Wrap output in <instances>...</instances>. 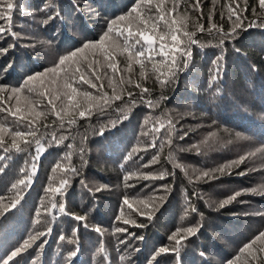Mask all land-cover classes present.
Returning a JSON list of instances; mask_svg holds the SVG:
<instances>
[{
    "label": "trees",
    "instance_id": "1",
    "mask_svg": "<svg viewBox=\"0 0 264 264\" xmlns=\"http://www.w3.org/2000/svg\"><path fill=\"white\" fill-rule=\"evenodd\" d=\"M240 2V12L244 17L242 27L221 44L217 29L222 27L224 32H230L235 21V16L232 20L228 18L230 12L227 4L231 0H216V3L200 0L198 9L192 8L194 0H180L177 10L182 14L188 29L195 31L189 21L195 19L203 25L205 31L196 30L197 43L190 46L187 68L182 67L183 59L177 53V63L181 68L175 71V75L171 76L170 82L164 87L156 79L158 73L153 71L151 64L146 67V80L140 76L139 66L133 63V84H119L121 75L125 81L128 79L127 54L120 55V50L115 49L113 55L119 61L120 72L115 74L107 69L108 62L105 61L102 80L94 81L97 84L103 83V89L98 91L82 83L74 86L98 95L107 92L108 97L112 96V89L115 88L122 99L111 100L104 111L93 112L92 109V113L84 118L71 110L65 121L74 119L80 123L79 139L77 132L72 139L63 131L66 138L58 144L52 142L47 134L55 131L58 136L60 127L57 121L54 128L44 129L42 123L52 125V121L56 120L54 115H48L46 121L41 118V124H37L40 133L45 134V139L41 141L43 148L39 153L34 143L19 153L14 149L6 152L0 148V165H6L0 173L2 186L8 185L10 190L19 179L27 180L26 187L20 186V202L15 208H9L0 219V264L25 238V223L37 225L42 218L45 221L42 231L46 233L50 227L51 232L44 235L35 247L9 261V264H26L34 250L38 254L35 259L37 264H68L69 252L76 249L78 254L71 259L70 264H109L114 260L116 248L113 239L112 242L109 239L119 226L127 231L120 232L123 243L120 241L117 246L130 240L125 249L132 251L134 264H147L149 261L150 264L153 261L155 264H218V260L226 259L228 253L237 251L234 256L237 255L239 249L247 243L246 233L251 228L243 219L255 218L251 206L259 196L244 191L256 188L253 181L247 180L250 174L248 164L245 161L238 167L233 166L223 175L214 173L217 179L197 180L196 177L203 172L212 175L213 169L249 153L250 143L256 140L264 143V137L260 138L261 134L264 135V10L259 8L258 0H248L247 11H244L243 0ZM136 3L137 0H19L17 11L15 9L12 16V31L19 38L14 40L10 34L0 38V50L8 49L6 53L0 52V85L7 89L0 93V98L4 99L0 108L10 106L14 111L19 106L21 114L27 115V96L39 102L40 108L37 111L50 113L46 98L32 96L26 89L19 94H12L10 89L21 87L29 75L54 67L61 56L80 48L85 42L99 40L107 30L108 23L128 13ZM165 7H172L171 0ZM253 8L256 9L255 14ZM179 13L173 18H178ZM49 15L57 18L45 24L44 20ZM209 16L212 17L211 21ZM252 21H256V24L249 27ZM124 23L114 26V32ZM213 24L217 28L209 33L208 29ZM35 38H39L40 42L36 43ZM46 44L55 49L54 58L50 56L51 50H46ZM83 55L88 57L89 62L92 61V50H86ZM100 58L103 59L102 56ZM157 68L165 73L160 79L169 77L166 65H157ZM217 68L220 70L219 75L213 81ZM42 79L45 80V87L68 91L62 88L63 74L58 77L47 72ZM53 81L56 83L53 84ZM137 82L151 90L144 94L143 99L140 97L141 89L134 87ZM29 87L43 91L38 82H33ZM128 91L134 95L129 97ZM10 95L13 98L8 100ZM62 99L67 103L66 97ZM78 99L83 102L82 96ZM149 100L158 102L159 107L153 103L149 106ZM56 104L59 110L61 104L59 101ZM173 107L178 108L181 114L185 110H195L193 117L196 119L207 118L208 131H200L199 122L192 123L190 116L174 114V117H170ZM15 119L8 112L0 111V123L6 127L17 130L19 126L14 124ZM168 120L175 125L171 145L166 143ZM158 121H162L165 127L157 133L152 129L153 125L160 127ZM145 132L149 134L143 135ZM185 133L187 136L181 140L180 137ZM211 133L216 136L210 138ZM153 137H159L156 147L149 146ZM206 139L207 144L204 143ZM5 140V147H9L10 133H5ZM211 147L212 152L209 153ZM220 148L224 150L219 151ZM169 152H172L174 161L169 160ZM130 153L132 158L126 159ZM210 155L213 160H207ZM36 156L38 159L33 160ZM153 156H158L159 162L143 167ZM33 163L36 164L35 170L32 168ZM57 164H61L62 168L53 172ZM69 167L77 171L63 170ZM21 169L31 173V176H25ZM238 169H241L240 172L234 173ZM229 171L234 174L232 177ZM133 172L152 175L164 172L167 175L163 179H151L150 183L143 185L146 180L137 177L124 180L126 175ZM241 172L245 174L241 175ZM61 179L67 180L62 187ZM150 187H157L162 192L156 195L158 197H153L155 192L151 190L149 196H146L144 191ZM49 188L53 191H46ZM56 188H60L59 193L54 191ZM237 191H241L242 195L224 207L219 206ZM125 198L133 208L123 203ZM153 198H158L155 204L151 202ZM51 202L62 203L67 214L55 209L51 215L44 213L41 205L50 208ZM28 205L32 210L31 215L27 213ZM192 207H195V212L191 211ZM133 209H139L145 215ZM38 211L41 212L39 217ZM76 216H84L86 219L77 221L74 218ZM118 216L120 220H117ZM124 220L129 223H122ZM97 226L102 229V233L93 230ZM188 227L198 230L195 235L182 241L178 254L170 251L156 256L161 247L173 248L175 242L169 240V236L176 229ZM240 228H244L243 238L239 235ZM74 230H77L75 236ZM32 235L27 233L26 238ZM61 236L66 239L61 240ZM68 238L74 239L75 243L69 244ZM101 246L106 250L103 255L98 252ZM154 256L156 260H153Z\"/></svg>",
    "mask_w": 264,
    "mask_h": 264
},
{
    "label": "snow or ice",
    "instance_id": "2",
    "mask_svg": "<svg viewBox=\"0 0 264 264\" xmlns=\"http://www.w3.org/2000/svg\"><path fill=\"white\" fill-rule=\"evenodd\" d=\"M213 3H216V0H212ZM19 0H0V38H3L6 34H10L13 39H18L19 36L16 32L12 31V16L13 11L17 9V5ZM169 3V0H137V3L131 8V10L114 20H111L108 23L107 30L100 36L99 40L96 41H87L80 48H76L75 50L69 52L67 55H63L59 58L58 63L50 68L46 69L45 72L35 73L29 75L24 84L21 87L11 88L10 92L12 94H19L25 89L32 96H41L46 98L47 105L50 106V113H46L44 111H37L36 109L40 108V104L36 100H31L27 96L25 99L28 101L29 108L28 114H21V108L17 106L13 111L12 108L4 107L0 108L2 112H8L11 116L15 117L14 124L18 125L19 128L17 130H13L12 128H8L4 123H0V148H4V151L15 150L16 152L26 151L29 146L33 143L36 145V151L39 153L43 148L42 140L45 139V134L40 133L37 124H41V118L44 121L47 120L48 115H54L56 120L52 121V125L44 122L41 126L44 129H49L50 127H55L57 121H59V127L63 128L65 123L71 125L75 123L74 119H70L65 121V117L70 114L71 110H75L79 117L84 118L86 115H90L92 113L93 108H99L100 111L105 110V106L108 105L109 99L112 100H120L122 99V95L116 94V89H112V96L108 97V93L104 92L99 97L94 96L89 91H82L80 88L75 87L74 85L77 83H82L88 85L89 88L103 89L104 84H97L94 81H101L102 76L101 72L105 67L104 62L107 61L106 68L110 69L113 73L119 74L120 70L118 68L119 61L115 59L113 52L115 49L120 50V55L127 54L126 56V71L129 74L127 81L124 80L121 75L119 78V84H129L132 85V72H133V63L139 66L140 68V76L143 79H147L146 67L148 64L152 65L153 71L157 72L156 79L160 83L161 87H164L166 84L170 82L171 76L175 75V71L181 68V65L177 63V53L183 59V68H187L188 66V58L191 55L190 46L195 45L197 43L196 31H190L188 29V25L183 22L181 19L179 24L178 20L175 18H171L172 13L176 11L180 0H171L172 7H165ZM247 3L248 0H243L244 11H247ZM200 6V0H194L192 5L193 9H198ZM258 6L261 10H264V0H258ZM230 15L229 20H232V17L235 16V21L233 23V27L230 32H224L222 27L217 29V34L220 36V43L223 44L224 40L227 38H231L235 35L236 29L242 27L243 19L240 8L241 2L240 0H231V3L227 4ZM252 12L255 14L256 9L253 8ZM58 15V14H57ZM56 16L49 15L44 23L47 24L50 20L56 19ZM202 18V14L201 17ZM198 18V19H200ZM212 17L209 16V20L211 21ZM121 22H126L122 27L117 28L114 32V26L120 24ZM256 24V21H252L248 26L251 27ZM194 27L200 31L204 32L205 29L202 24H194ZM213 28H217L216 25H212L210 29H208L209 33H211ZM107 45V47H106ZM15 45H11L10 47H14ZM86 50H92L93 59L91 62L88 61V57L83 55ZM8 49H2L0 52L6 53ZM99 54V55H98ZM102 56L103 59L100 57ZM157 57L160 59L157 60ZM67 65V67H65ZM157 65H166L169 71V77L167 79H160L161 76L165 75L164 72L159 71ZM71 69V71H69ZM219 68L216 70V76L212 77V80L215 81L217 76L219 75ZM47 72H51L56 74L58 77L63 74L64 80L62 84L63 89H67L68 91H58L55 88L45 87V80L42 79L45 77ZM104 75H107V72H104ZM110 83L112 77L109 78ZM33 82H39L40 88L43 91H39L34 89L33 87H29ZM53 84L56 82L53 81ZM211 86V85H210ZM134 87L140 88L141 99L144 98L145 93H149L151 90L147 87H142L140 83H135ZM7 91L4 85H0V93H4ZM51 93V94H50ZM129 97H132L134 94L131 91L127 92ZM83 97V102L78 99V97ZM62 97H66L67 103ZM13 96H9L8 100H11ZM18 100L19 97L16 96ZM99 100L102 103H96ZM56 101H59L61 107L59 110L57 109ZM4 103V99L0 98V104ZM134 103V101H133ZM152 101L149 100V106H152ZM158 104V102H157ZM160 123V127L157 128L153 125L152 131L159 132L161 128H164L165 125L162 121H158ZM168 124V136L166 138V143L168 145L172 144V134L175 130V125L171 120L167 121ZM115 126V123H113ZM23 128L25 130H20ZM5 133H10L11 136V144L9 147H5L7 141L5 140ZM100 134H103V129H101ZM149 133L145 132L143 135L147 136ZM51 141L54 143H59L61 140L66 137H58L55 131H52L47 134ZM239 133L237 136L239 137ZM187 136V133L184 136H181L180 139H184ZM216 136L215 133L210 134V138H214ZM159 137H153L152 143L149 145L150 147H156V140ZM205 144L208 143L206 139L204 141ZM22 145L24 147H22ZM146 150V149H145ZM83 152V149H80ZM135 151V150H134ZM264 152V148L255 149L252 152L246 153L245 155L240 156L236 160L229 161L228 163L220 166L217 169L212 170V175L209 172H203L200 176H197L196 179L202 178H210L217 179L218 177L214 173H220L223 175L226 170H230L233 166H239L243 164L249 157H255L258 153ZM132 154L130 153L126 159H131ZM38 156L33 157V160H37ZM142 159V157H141ZM174 156L172 152H169V160L174 161ZM158 156H153L152 160L143 165V167H150L152 164L158 163ZM179 167V165H177ZM6 165H0V173L5 170ZM33 170L36 168V164H32ZM62 165L57 164L53 169L55 172L57 169H61ZM64 171H72L76 172L77 169L74 167L63 168ZM259 170V169H253ZM21 172L30 177L31 173H28L25 169H21ZM229 174L230 171H229ZM244 175V172L240 173ZM167 175V173H160L158 176L152 174H145L136 172L129 173L124 177L125 181L132 179L133 177H137L139 179H163ZM191 182V181H190ZM67 183V180L61 179L60 185L61 187ZM20 186H27L26 179H19L16 183L12 185V189L16 190L20 188ZM163 187V186H162ZM99 191V189H97ZM46 191H53V189L49 188ZM55 192L59 193L60 188L54 189ZM245 192H250L252 194H260L264 195V185H261L259 188L246 189ZM242 195L241 191L235 192L229 198L223 200L220 203V207H224L225 205L231 203L237 197ZM163 199L162 197L160 198ZM20 202V192H16V198L11 200L9 205H5L3 208H0V216H4L9 208H15L16 205ZM123 203L127 205L130 209L133 208V205L129 203L127 198L124 199ZM44 210V213L51 215L52 210L55 209L58 212L66 213L65 206L61 204H57L56 202H51V207H47L45 205H41ZM134 211L140 212L139 209H133ZM155 210V209H153ZM191 211L195 212V207H192ZM41 212H37V216L39 217ZM140 215H145L144 212H140ZM77 221H84L86 217L84 216H76L74 217ZM121 217L118 216L117 220H120ZM149 219H151V215H149ZM39 223V220L37 221ZM123 223L128 224V220H124ZM135 224V221H132ZM98 233H102V229L100 227H95L93 229ZM197 228L188 227V228H178L174 231L170 236L169 240L174 241L175 244L173 248L161 247L156 252V256H159L162 253H168L170 251L176 252L178 254V247L181 245L182 241L188 239L190 235H195ZM73 231V236H75V232ZM126 229L116 228L115 232H125ZM51 232V228L47 229V232H38L36 235L31 236L29 240H25L23 244L16 247L15 250L11 252L10 255L7 256L6 259L3 260V264H9V261H12L13 258L18 257L22 252L26 251L28 248L32 246V243L35 242L39 236L47 235ZM61 240H65L64 236L60 237ZM139 239H143V237H139ZM67 242L69 244H74L75 240L72 238H68ZM123 243V241H121ZM105 249L101 246L98 249L99 254L103 255L105 253ZM78 254V249L70 251L67 257V260L70 264L71 259ZM241 255H246L248 260L251 261V264H264V231H260L257 235L254 236L249 242L245 243L238 251L237 255L233 257L232 260L228 261V264H239L241 259ZM155 256L153 257V260Z\"/></svg>",
    "mask_w": 264,
    "mask_h": 264
},
{
    "label": "rangeland",
    "instance_id": "3",
    "mask_svg": "<svg viewBox=\"0 0 264 264\" xmlns=\"http://www.w3.org/2000/svg\"><path fill=\"white\" fill-rule=\"evenodd\" d=\"M17 8H18V5H17ZM16 11H17V9H16ZM177 13H179V10H177V8H176V11L172 13L171 18H173ZM21 14L24 15L23 13H21ZM179 14L180 15L178 16V18H175V19L178 20V24H179L180 19H182V14L181 13H179ZM25 17H26V15H25ZM185 18L187 19V17H185ZM189 21H190V24H192V25L198 24L197 21H195V19H193L192 21L191 20H189ZM194 30L196 31L197 29L194 27ZM34 41H36V43H39L40 42L39 41V38H35ZM52 47L53 46H47V44L45 45V48H46L47 51L49 49L51 50V51H49V52H51L50 53V56L54 58V55H56V53H55L56 51ZM92 94L94 96H97V97L100 96L98 94H94L93 92H92ZM116 94H120V93H116ZM111 100L112 99H110L109 102ZM96 103H102V102L99 101V100H97ZM153 104L155 105V107H159V105H160V104H157V102H154ZM93 110H94L93 112H95V111H98L100 109L99 108H93ZM170 111H171L170 117H174V114L175 115H185V116L187 115V116H190V119L193 120L192 123L199 122L198 127H199V129H201L200 131H203V130H204V132L205 131H208L209 124L206 123L208 121V119L207 118H204V117L203 118H198V119L194 118L193 116H195V110H193V111L185 110L186 112H184L183 114H181V112H180V110H178V108L173 107L172 110H170ZM168 115H169V113H168ZM79 124L80 123L79 122H76V121H75V123H73L71 125H68L67 123H65V126L63 128L60 127V130L58 129V132H59L58 137H61V136L65 137L63 131H66L67 132V137L74 139L73 138V135L77 132V134H78L77 138L79 139L80 138L79 137L80 134H79L78 130L81 129L79 127ZM196 134L198 135L199 133H196ZM262 137H264V135L261 134V137L260 138H262ZM252 139H254V137H252ZM249 146H250L249 147V152H252V151H254L255 149H258V148H264V143L261 144V142H259L258 140H256L255 143H253V144L250 143ZM211 149H212V147L209 149L210 150L209 153L212 152ZM223 150H224L223 148H220L219 151H223ZM214 151H216V150H213V152ZM219 151H216V152H219ZM198 153H200V152H198ZM208 159L209 160H213V158H212L211 155L208 156L207 160ZM181 160H183V159L181 158ZM246 163L248 164L247 167H248L249 173H250L249 176H248V178H247V180H249L251 182L253 181L255 183V185H256V188H259L261 185H264V152L258 153L255 157H251L250 156L249 159L246 160ZM241 169H238L234 173L240 172ZM253 169H259V170H253ZM154 175L155 176H158L157 174H154ZM233 175L234 174H231L230 176L232 177ZM142 180H145V179H142ZM150 182H151V179L150 180H146L143 185H145L147 183H150ZM8 187H9L8 185L2 186V183L0 182V208H3L5 205H7L8 203H10L11 200L15 199L16 198V192L17 191H20V188H18L16 190H14V189L8 190ZM156 188L157 187H155V188L150 187V188L145 189V191H144L145 195L146 196H149V194L152 192L151 190H153L155 192V196H153V197H158L156 195H159L160 194L159 192H162V191L161 190H157ZM123 191L124 190H122V192ZM257 195H259L258 198H255L254 199L256 202L253 204V206H251V209L254 212V215H255L254 217L255 218L252 219V218L246 217L245 219H243V220H245L247 226H250L251 227V228H249V231H247V233H246V237L248 236L246 242H249L251 239H253L254 236L257 235L260 231H264V195H260V194H257ZM157 201H158V198L157 199L156 198H153L151 200L152 204H155ZM139 203H140V201L138 202V204ZM24 209H26V208H24ZM31 211L32 210H31L30 206L28 205L27 213L30 212L29 215H31L32 214ZM256 215H258V216H256ZM2 217L3 216H0V219ZM248 223H249V225H248ZM44 224H45V221L43 220V218H42L41 222L39 224H37V225L30 224V222L29 223L26 222L25 225H24V227H23V230L25 229L24 230V237L25 238H23L22 240L19 241V244H17V247L20 246L21 244H23V242L25 240H29V238H26L27 233L28 234L29 233H32L33 234L32 236H34L35 233L37 234L40 231L41 232H45V231H42ZM119 228H122V227L119 226ZM34 230H36L35 233L32 232ZM239 235H240V238H243L244 237V228H240ZM43 238H44V235L43 236H39L38 240H36V242H33L32 243V246L30 248H28L26 251H29L31 248H33L37 244H39L42 241ZM122 238L123 237H122V234L120 232H115L110 237L109 242H112V239H113V246L114 247L116 246V248L115 249L113 248L114 249V254H113L114 260L113 261H110L109 264H113V263L114 264H134L135 263V257H132V254H131L132 251L125 249V247H127V245H128L127 242L130 243V240H128L122 246H119V247L117 246V243L120 242L121 240H123ZM101 244H103V241H101ZM236 252L237 251H233L232 253H228V257L226 259H223V260L222 259H219L218 260V264H228V261H230L229 258H232L233 259L234 254ZM119 256L124 257V259L123 260H121V258L119 259ZM37 257H38V254L36 255L35 254V250H34V252L31 253L30 256L28 257V260H27L26 264H37V261L35 260ZM127 258H128V260H127ZM149 262L147 264H150ZM152 264H155L154 261L152 262ZM239 264H251V261L248 260V258H247L246 255H241V259L239 261Z\"/></svg>",
    "mask_w": 264,
    "mask_h": 264
}]
</instances>
